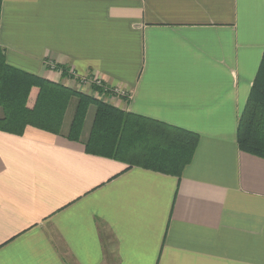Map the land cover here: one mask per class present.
Instances as JSON below:
<instances>
[{
  "label": "crops",
  "instance_id": "obj_1",
  "mask_svg": "<svg viewBox=\"0 0 264 264\" xmlns=\"http://www.w3.org/2000/svg\"><path fill=\"white\" fill-rule=\"evenodd\" d=\"M0 45L14 67L80 90L99 78L82 91L200 136L178 177L87 153L67 136L75 101L61 134L0 131V264H264V158L237 141L264 0H3Z\"/></svg>",
  "mask_w": 264,
  "mask_h": 264
},
{
  "label": "trees",
  "instance_id": "obj_2",
  "mask_svg": "<svg viewBox=\"0 0 264 264\" xmlns=\"http://www.w3.org/2000/svg\"><path fill=\"white\" fill-rule=\"evenodd\" d=\"M3 0H0V22ZM63 76L74 78L69 68L54 65ZM33 88L38 89L29 106ZM103 86H93L103 90ZM75 112L68 138L83 141L87 153L111 158L128 165L180 177L191 163L200 136L180 128L122 110L93 94L86 93L10 65L0 45V131L23 135L27 127L61 134L71 103ZM91 107L94 119L86 140L82 139ZM239 148L264 158V55L251 88L237 130Z\"/></svg>",
  "mask_w": 264,
  "mask_h": 264
},
{
  "label": "built area",
  "instance_id": "obj_3",
  "mask_svg": "<svg viewBox=\"0 0 264 264\" xmlns=\"http://www.w3.org/2000/svg\"><path fill=\"white\" fill-rule=\"evenodd\" d=\"M92 85H96V86H102V81L99 78H94V80L89 81L88 79H82L79 83V87L82 90H87L88 88H90V86Z\"/></svg>",
  "mask_w": 264,
  "mask_h": 264
},
{
  "label": "rangeland",
  "instance_id": "obj_4",
  "mask_svg": "<svg viewBox=\"0 0 264 264\" xmlns=\"http://www.w3.org/2000/svg\"><path fill=\"white\" fill-rule=\"evenodd\" d=\"M79 87V86H78ZM88 91H90V88L88 89ZM73 102L71 103V106L69 107V109H70V114H72V109H73ZM93 112L91 111V113L88 115V123H87V129L89 128V126H90V124H91V120H92V118H93ZM68 118H70V115H69V117ZM68 120L69 119H67V122H68ZM85 129H86V127H85Z\"/></svg>",
  "mask_w": 264,
  "mask_h": 264
}]
</instances>
